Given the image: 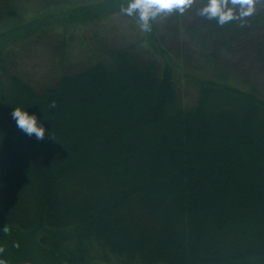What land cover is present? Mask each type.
I'll return each instance as SVG.
<instances>
[{
    "label": "trees",
    "instance_id": "trees-1",
    "mask_svg": "<svg viewBox=\"0 0 264 264\" xmlns=\"http://www.w3.org/2000/svg\"><path fill=\"white\" fill-rule=\"evenodd\" d=\"M0 2L2 55L12 39L26 35L1 33L17 12L16 0ZM258 2L264 0H254L250 16L223 25L215 18L200 26L192 21L211 42V51L205 67L194 69L201 77L190 106L180 100L175 81L174 56L179 60L185 47L180 42L174 55L163 57L173 55L171 62L146 58L134 44L106 49L107 60L65 71L42 89L0 63V226L13 222L2 206L12 201L22 212L14 215L36 227L47 217L54 228L91 217L103 230L120 218L119 230L125 226L130 231L124 235L139 243L121 248L122 253L135 250L152 264H264V95L246 87L244 72L230 57L256 58L264 65V8ZM206 3L194 0L191 13L197 15ZM98 8H73L72 21L96 23L104 10ZM170 20L167 34L176 35L180 21ZM151 24L147 37L156 42L158 36L163 44L167 34L159 35L155 20ZM53 49L61 58L64 46ZM15 108L37 115L45 127L43 139L17 127ZM85 142L86 147H76ZM6 178L17 182L16 189L23 186L19 181L32 186L19 194ZM72 184L99 193L60 201L64 187ZM135 212L140 223L128 218ZM78 230L71 231L81 242ZM102 235L93 237L104 240ZM151 238L167 246H154ZM29 252L36 264L48 263V249Z\"/></svg>",
    "mask_w": 264,
    "mask_h": 264
},
{
    "label": "rangeland",
    "instance_id": "rangeland-1",
    "mask_svg": "<svg viewBox=\"0 0 264 264\" xmlns=\"http://www.w3.org/2000/svg\"><path fill=\"white\" fill-rule=\"evenodd\" d=\"M109 3L113 4V8L107 9ZM128 3L129 0H16L17 15L1 27V33L7 32L13 34V37L17 33L26 36H22L16 41H12V39L9 42L4 49V54L0 55V63L13 68L29 83L38 89H42L51 83L53 84L55 80L57 81L65 71V73H72L70 71H77L98 61L107 60L111 54H108L106 49H120L134 44L146 58L155 59L158 57L162 62H171L176 44L180 42L184 43L185 47L178 56L179 60H176V55L174 56V60L178 61L179 64L174 70L176 86L179 89V97L182 103L188 106L193 105L199 93L197 80L201 77L194 69H201L200 65L205 67L210 60L207 55L211 51V42L206 40L207 36L194 30L197 29L196 27H192V21L195 18L197 23L199 22V26L200 23L210 20L208 16L201 15V9L204 5L197 8V15L195 16L191 13L194 0L183 13L178 10L160 13L154 19L160 30V32L158 31L159 35L167 34L168 20L174 18L176 21H180L178 25L180 31L177 30L176 35L168 33L164 43L160 44L158 36L156 42H154L155 38L147 37V31L141 28L138 13L127 15L121 10ZM87 5H91L93 9L96 6L104 9L100 13L101 19L96 23L88 24L72 21L71 11L73 8ZM258 5L264 8V2H258ZM19 28L21 31H18ZM253 34L254 32L251 33V35ZM6 37L8 38L7 34ZM56 44L64 46L61 58L54 56L53 46ZM137 49L135 48V53ZM234 51L237 52V50ZM240 52L242 51H238V53ZM165 53L173 55L164 60ZM230 57L233 58L231 63L234 64V61H238V69H242L244 72L243 78L246 80V87L252 85L264 95V71L261 70L264 66L263 62L261 63L259 59H252L251 57V59L243 57L242 60V55L232 53ZM155 63L163 71L162 63ZM126 76H132V74L128 73ZM241 139L243 140V137ZM79 146L86 147L87 145L85 142L76 147ZM58 155L54 156L53 154L52 156H54L53 158L61 157ZM27 170L31 175V170ZM5 182L10 184L19 194H23L21 191L24 193L26 190L29 191L32 186L30 183L19 181L23 186L16 189L17 182L15 180L6 178ZM7 184L3 183V185ZM96 191L83 189V184H72L64 187L59 199L61 201L64 197L72 198L75 194L77 197L94 196L99 193ZM36 198H38L37 195ZM2 206L6 210L3 215L13 220L11 224L0 226V259H3L6 264H10L9 260L13 262L11 264H36L32 260V253L29 252L35 249L49 250L47 264H152L149 261H144L135 250H131L128 255L122 253L121 248H131L132 244L135 246L139 243L124 235L130 231L125 226L119 230V226L124 225L120 218L117 222H112V227H104L103 230L97 229L96 220L91 217L85 219L87 222H84L85 220L76 221L69 225L63 224L60 228H54L48 227V217L46 216L47 218L43 219L41 225L36 227L35 223H31L26 218L14 215L22 213L19 205L15 202L9 201V205L2 204ZM118 213L124 217L127 216V212L119 211ZM138 217L140 214L135 212L132 216L130 214L128 218L130 220L133 218L136 223H140L141 220ZM20 222L29 225L25 227ZM76 227L79 228L77 232L81 242L73 236L71 231ZM100 231L104 234L102 235L104 240L93 237ZM118 231L124 233H118ZM59 234H64L60 244L57 242ZM149 243L154 246H159L158 243L166 245V242L161 244L152 238L149 239ZM20 249H24L26 252H22ZM21 254L26 255L27 259H21L19 257Z\"/></svg>",
    "mask_w": 264,
    "mask_h": 264
},
{
    "label": "clouds",
    "instance_id": "clouds-1",
    "mask_svg": "<svg viewBox=\"0 0 264 264\" xmlns=\"http://www.w3.org/2000/svg\"><path fill=\"white\" fill-rule=\"evenodd\" d=\"M193 0H129L126 7L121 10L127 15L138 13L141 28L150 31L151 21L160 13L178 10L183 13L191 6ZM254 0H207L201 9V15L215 18L219 24L223 25L229 21L250 16L254 11ZM13 118L17 127L29 136L34 135L37 139H43L45 127L35 114H30L27 110L15 108ZM0 264H6L0 259Z\"/></svg>",
    "mask_w": 264,
    "mask_h": 264
}]
</instances>
